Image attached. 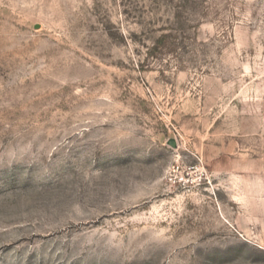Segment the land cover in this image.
Listing matches in <instances>:
<instances>
[{"label": "rangeland", "instance_id": "374dc122", "mask_svg": "<svg viewBox=\"0 0 264 264\" xmlns=\"http://www.w3.org/2000/svg\"><path fill=\"white\" fill-rule=\"evenodd\" d=\"M0 264H264V0H0Z\"/></svg>", "mask_w": 264, "mask_h": 264}, {"label": "water", "instance_id": "95a60500", "mask_svg": "<svg viewBox=\"0 0 264 264\" xmlns=\"http://www.w3.org/2000/svg\"><path fill=\"white\" fill-rule=\"evenodd\" d=\"M170 144L174 147V143H173V141H171Z\"/></svg>", "mask_w": 264, "mask_h": 264}]
</instances>
